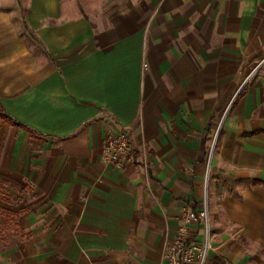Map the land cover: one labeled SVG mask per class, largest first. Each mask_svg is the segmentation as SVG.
Masks as SVG:
<instances>
[{"label": "crops", "instance_id": "0c3cea01", "mask_svg": "<svg viewBox=\"0 0 264 264\" xmlns=\"http://www.w3.org/2000/svg\"><path fill=\"white\" fill-rule=\"evenodd\" d=\"M262 58L264 0H0V264H165L205 204L207 264H264Z\"/></svg>", "mask_w": 264, "mask_h": 264}, {"label": "built area", "instance_id": "2783aa9c", "mask_svg": "<svg viewBox=\"0 0 264 264\" xmlns=\"http://www.w3.org/2000/svg\"><path fill=\"white\" fill-rule=\"evenodd\" d=\"M148 66L145 64L144 68ZM264 76V58L255 64L244 83L239 88L236 97L241 93L249 80L255 76ZM131 146L125 131L110 134L103 148L105 162L121 168L123 159L130 153ZM202 227L201 242L194 240L191 225ZM212 230L211 217L208 206L205 204L201 210L190 209L186 212L184 224L178 228L174 243L166 247L162 254L165 264H207L211 251Z\"/></svg>", "mask_w": 264, "mask_h": 264}, {"label": "rangeland", "instance_id": "374dc122", "mask_svg": "<svg viewBox=\"0 0 264 264\" xmlns=\"http://www.w3.org/2000/svg\"><path fill=\"white\" fill-rule=\"evenodd\" d=\"M21 11H23V9H21ZM27 14L24 13L23 11V18H27ZM19 27L21 28V33H26L25 29L23 28V25H22V20H19L17 21ZM32 43V42H31ZM33 44V43H32ZM35 46V45H34ZM34 47H31V49H33ZM212 157V153H210V158ZM207 177H208V172H207Z\"/></svg>", "mask_w": 264, "mask_h": 264}, {"label": "trees", "instance_id": "16d2710c", "mask_svg": "<svg viewBox=\"0 0 264 264\" xmlns=\"http://www.w3.org/2000/svg\"><path fill=\"white\" fill-rule=\"evenodd\" d=\"M0 119H3L5 121H7V122L12 123V120L4 113H0Z\"/></svg>", "mask_w": 264, "mask_h": 264}]
</instances>
